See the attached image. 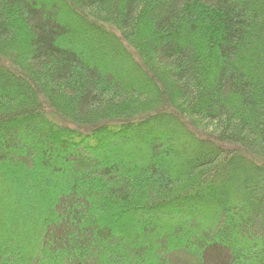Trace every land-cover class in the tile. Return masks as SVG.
Returning <instances> with one entry per match:
<instances>
[{"label": "trees", "instance_id": "16d2710c", "mask_svg": "<svg viewBox=\"0 0 264 264\" xmlns=\"http://www.w3.org/2000/svg\"><path fill=\"white\" fill-rule=\"evenodd\" d=\"M0 264H264V0H0Z\"/></svg>", "mask_w": 264, "mask_h": 264}, {"label": "rangeland", "instance_id": "374dc122", "mask_svg": "<svg viewBox=\"0 0 264 264\" xmlns=\"http://www.w3.org/2000/svg\"><path fill=\"white\" fill-rule=\"evenodd\" d=\"M98 159L100 158V157H97ZM87 160H89V159H87ZM29 241V240H28Z\"/></svg>", "mask_w": 264, "mask_h": 264}]
</instances>
